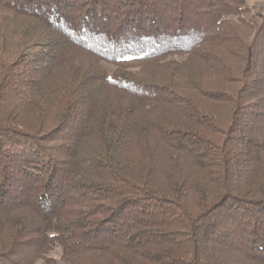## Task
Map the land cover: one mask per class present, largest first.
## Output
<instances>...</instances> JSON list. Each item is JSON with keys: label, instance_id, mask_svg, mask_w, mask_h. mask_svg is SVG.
I'll list each match as a JSON object with an SVG mask.
<instances>
[{"label": "trees", "instance_id": "trees-1", "mask_svg": "<svg viewBox=\"0 0 264 264\" xmlns=\"http://www.w3.org/2000/svg\"><path fill=\"white\" fill-rule=\"evenodd\" d=\"M247 1L0 0V264H264Z\"/></svg>", "mask_w": 264, "mask_h": 264}, {"label": "rangeland", "instance_id": "rangeland-1", "mask_svg": "<svg viewBox=\"0 0 264 264\" xmlns=\"http://www.w3.org/2000/svg\"><path fill=\"white\" fill-rule=\"evenodd\" d=\"M247 5L253 9V11H260L264 13V0H248ZM3 15V12L0 11V18ZM62 264V263H58Z\"/></svg>", "mask_w": 264, "mask_h": 264}]
</instances>
